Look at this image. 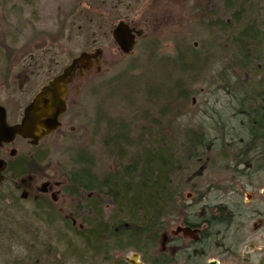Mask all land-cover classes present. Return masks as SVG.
Listing matches in <instances>:
<instances>
[{"label":"rangeland","instance_id":"obj_1","mask_svg":"<svg viewBox=\"0 0 264 264\" xmlns=\"http://www.w3.org/2000/svg\"><path fill=\"white\" fill-rule=\"evenodd\" d=\"M205 1L0 0V104L8 123L18 118L16 114L21 113L33 90L71 58L81 51H101L100 70H91L82 80L80 101L68 104L64 125L43 137L36 147L19 137L12 142L10 147L19 153L38 152L40 167L30 168L28 174H35L38 182L42 175L67 181L69 172L83 167L106 176L119 164H126L128 154H135L136 144L147 145L149 116L156 115L149 107V71L151 75L162 73V59L172 58L178 46L203 56L213 34L224 39L207 26L202 9ZM122 19L142 30L128 54L119 51L111 36L112 26ZM181 53L190 56L184 50ZM187 58L182 69L190 67ZM210 58L205 68L188 80L187 107L174 110L173 116L155 117L160 124L169 118L166 131L171 136L174 129L175 139L195 128L212 136L231 127L241 128L233 115L242 106L231 101L229 91L209 83L214 80L218 84L224 61ZM22 81L26 84H19ZM247 83L229 90L239 97L245 96L243 91L248 95ZM119 137L126 141L115 147ZM0 155L10 159L7 152ZM10 163L17 166V161ZM19 175L17 171L14 179ZM25 175L21 179H26ZM8 192L17 199H3ZM21 194L25 197L20 198ZM31 195L30 191H17L12 181L0 179V264H36L37 259L43 264H54L57 259L60 264L69 262L72 253L80 252L76 231L61 217L38 209Z\"/></svg>","mask_w":264,"mask_h":264},{"label":"flooded vegetation","instance_id":"obj_2","mask_svg":"<svg viewBox=\"0 0 264 264\" xmlns=\"http://www.w3.org/2000/svg\"><path fill=\"white\" fill-rule=\"evenodd\" d=\"M126 23L135 28L130 22ZM139 38H135V45ZM93 51L95 49L86 52ZM97 58L99 63L92 58L89 70L76 67L71 79L61 83L67 89L64 98L66 107L55 130L64 125L63 119L69 112L68 104L80 101L84 77L91 70H100L101 53ZM65 66L33 90L21 113L16 114L18 118L8 124L20 122L25 106L54 77L61 74ZM4 88L1 87L2 90ZM69 129L74 127L69 126ZM203 132L206 145H209L206 148H211L213 153L205 155L204 159L199 154L196 160L182 161L180 168L171 173V183L168 184L161 209L145 225L143 242L133 244L127 251L118 247L103 250L101 247L87 250L83 257H77L76 253L79 252H74L71 254L74 257L70 256L69 262L64 264H130L132 254L137 255L134 261L139 264H264V144L255 142L249 145L244 137L237 140L231 137L230 141L223 135L219 139L216 135L207 134L206 130H199V133ZM21 139L36 147L42 138L36 144ZM13 141L0 146V152H7L10 157L8 160L0 155L4 165L2 180H5L8 162L20 155V165L24 162L16 178L20 184L15 185L17 181L14 178L11 180L16 190L30 191L33 203L43 202L50 206L42 208L44 211L61 217L73 228H83L75 217L97 213L108 196L93 189L74 186L72 171L67 181L51 180L49 176L45 178L42 175L38 182L35 174H28L30 168L40 167L38 152L19 153L10 147ZM95 174L97 178L102 177L98 176V172ZM24 175L27 178L21 179ZM59 200L61 203L56 207ZM123 251H126L125 255H122Z\"/></svg>","mask_w":264,"mask_h":264},{"label":"trees","instance_id":"obj_3","mask_svg":"<svg viewBox=\"0 0 264 264\" xmlns=\"http://www.w3.org/2000/svg\"><path fill=\"white\" fill-rule=\"evenodd\" d=\"M202 9L210 31H216L218 37L222 34L224 39H216V34H213V38L207 42V55L203 56L190 48L179 49L178 46L172 58L162 59L164 63L162 61L161 64L167 68L165 74L164 68L159 70L162 72L160 74L151 75L149 71V107L156 115L149 116L147 145L136 144L135 154L127 152L129 156L125 165L119 164L115 172L101 178H97L91 169L83 167L71 175L74 186L93 189L108 196L97 213L88 217L77 216L76 221L83 228L69 226L76 231L80 240V250L77 249L80 254L101 247L103 250L112 247L127 250L133 244L143 242L145 225L160 211L168 184L171 183V173L180 168L182 161L196 160L199 154L204 159L205 155L213 153L211 148H206L209 146L206 145V136L204 132L199 133V128L191 133L186 130L178 140L173 137L174 129L170 131L171 136L167 133L169 118L162 124L155 118L166 114L173 116L175 111L187 107L191 93L188 80L205 68L211 60L210 56L223 60L224 68L218 74V84L214 80L209 83L229 91L231 101L242 106L239 111L236 108L233 115L241 128L231 127L230 130L225 129V133H216V136L220 139L224 135L234 140L244 137L249 145L255 142L264 144V0H206ZM181 50L190 56L184 55ZM225 54L226 57H223ZM185 58L190 67L182 69ZM243 82H248V95L243 91L245 96L239 97L234 90H229L233 86L243 85ZM154 106H158V109ZM160 125L162 131L159 130ZM120 139L114 142L115 147L116 143L126 141ZM116 154L119 155L118 152ZM20 158L19 155L14 160L17 166L8 162L4 181L13 180L17 171H21L24 162L20 165ZM7 198L17 199L12 192H8L3 199ZM36 205L40 210L50 208L43 202ZM58 260L54 264H60ZM36 261V264H43L41 259Z\"/></svg>","mask_w":264,"mask_h":264},{"label":"water","instance_id":"obj_4","mask_svg":"<svg viewBox=\"0 0 264 264\" xmlns=\"http://www.w3.org/2000/svg\"><path fill=\"white\" fill-rule=\"evenodd\" d=\"M141 33V29L129 27L123 20L118 21L111 30L114 42L124 54L130 53L135 37L140 36ZM99 55L100 51L96 49L91 53L81 52L73 58L62 73L44 86L24 108L19 123L9 125L6 121L5 109L0 105V146L13 141L16 136L28 139L31 144H36L39 139L56 129L59 125V116L65 110L64 98L67 94L66 87H62L61 83L71 79L76 67L89 70L93 63L92 58L99 63V58H97ZM2 166L3 161L0 159V171ZM21 197H25V194H21ZM134 258H137L136 254L131 255L129 263L139 264L134 261Z\"/></svg>","mask_w":264,"mask_h":264},{"label":"bare ground","instance_id":"obj_5","mask_svg":"<svg viewBox=\"0 0 264 264\" xmlns=\"http://www.w3.org/2000/svg\"><path fill=\"white\" fill-rule=\"evenodd\" d=\"M6 173V172H5Z\"/></svg>","mask_w":264,"mask_h":264}]
</instances>
